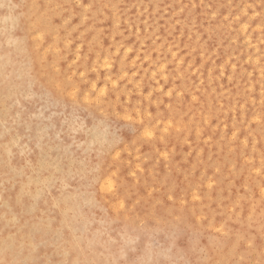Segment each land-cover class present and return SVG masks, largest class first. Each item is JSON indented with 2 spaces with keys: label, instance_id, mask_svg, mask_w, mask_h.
Segmentation results:
<instances>
[{
  "label": "rangeland",
  "instance_id": "1",
  "mask_svg": "<svg viewBox=\"0 0 264 264\" xmlns=\"http://www.w3.org/2000/svg\"><path fill=\"white\" fill-rule=\"evenodd\" d=\"M12 2L0 260L116 264L147 233L177 264H264V0H87V19L84 0ZM98 163L118 197L97 196Z\"/></svg>",
  "mask_w": 264,
  "mask_h": 264
},
{
  "label": "snow or ice",
  "instance_id": "2",
  "mask_svg": "<svg viewBox=\"0 0 264 264\" xmlns=\"http://www.w3.org/2000/svg\"><path fill=\"white\" fill-rule=\"evenodd\" d=\"M79 7L85 10L84 15L85 19H87V12L93 7V5H89L87 3V0H84V2L79 5ZM20 8L21 5L13 3L12 0H0V12L11 14L14 11H18ZM246 26L247 25H245V27ZM37 31H39V29ZM94 87L96 86L94 85ZM81 94V91H77L74 99L78 101ZM90 95H95V92L91 93ZM262 120H264V117H262ZM144 134L148 137L154 136V132L147 129L145 130ZM112 151H115V148L109 146V155ZM117 157L119 159H122L119 153H117ZM115 166L116 165L113 164L111 167L105 170L104 166L98 163L96 169H94L93 172L89 175L88 179L94 181L93 187L99 190L97 192V196H99L101 193H104L105 195H111L113 197L119 196L120 189L117 186L116 178L114 175H109V173L112 172V169ZM261 171H264V169H262ZM18 203L19 210L15 212V215L17 217H22L23 215L27 214V202L24 201L21 197L19 198ZM124 235L127 236V239L124 241V245L120 246L121 258L116 261V264H177V262L171 260L166 253L163 254L164 258H160L161 254H150V245L146 244V239L151 240V235L147 233L143 236L140 234L128 235L127 233H125ZM36 238L37 235L33 234V239L35 240ZM112 244L114 246H118L120 245V240L112 241ZM8 251L9 249L5 247L4 254L7 255ZM0 264H37V262L4 259L0 260ZM40 264H42V262H40Z\"/></svg>",
  "mask_w": 264,
  "mask_h": 264
},
{
  "label": "bare ground",
  "instance_id": "3",
  "mask_svg": "<svg viewBox=\"0 0 264 264\" xmlns=\"http://www.w3.org/2000/svg\"><path fill=\"white\" fill-rule=\"evenodd\" d=\"M243 11H244V9H243ZM242 28H243V27H242ZM242 30H243V29H242ZM242 32H243V31H242ZM11 36H12V35H11ZM247 36H248V35H247ZM7 39H8V38H7ZM244 39H245V38H244ZM140 40H141V39H140ZM247 40H248V39H247ZM13 41H14V40H13ZM6 42H7V41H6ZM250 43H251V42H250ZM250 43H249V44H250ZM249 44H248V45H249ZM4 45H5V44H4ZM248 45H247V47H248ZM252 46H253V45H252ZM254 48H255V47H254ZM256 48H257V47H256ZM172 52H174V51H172ZM169 53H170V52H169ZM253 59H254V58H253ZM254 60H255V59H254ZM107 61H108V60H107ZM105 62H106V60H105ZM104 64H105V63H104ZM255 64H256V63H255ZM254 66H255V65H254ZM159 67H160V65H159ZM163 67H164V66H163ZM157 68H158V66H157ZM230 68H231V67H230ZM120 69H122V68H120ZM260 69H261V68H260ZM125 72H126V71H125ZM125 72H124V73H125ZM250 73H251V71H250ZM122 74H123V72H122ZM151 75H152V74H151ZM162 75H163V74H161V76H162ZM161 76H160V77H161ZM183 78H184V77H183ZM154 79H155V78H154ZM163 79H164V78H163ZM155 81H156V79H155ZM218 82H219V81H218ZM30 83H31V82H30ZM260 85H261V84H260ZM183 86H184V84H183ZM159 87H160V86H159ZM13 88H14V87H13ZM185 89H186V88H185ZM192 100H193V99H192ZM145 114H146V113H145ZM147 114H148V113H147ZM256 116H257V115H256ZM256 116H255V117H256ZM259 117H260V116H259ZM257 118H258V117H257ZM71 119H72V118H71ZM257 121H258V120H257ZM100 132H101V131H100ZM102 132H103V131H102ZM103 133H104V132H103ZM198 133H199V132H198ZM14 134H15V133H14ZM38 134H39V133H38ZM97 134H98V133H97ZM104 134H105V133H104ZM39 135H40V134H39ZM40 136H41V135H40ZM99 136H100V135H99ZM97 137H98V136H97ZM102 137H103V136H102ZM105 137H106V136H105ZM105 137H104V138H105ZM252 138H253V137H252ZM101 139H102V138H101ZM101 139H100V140H101ZM101 141H103V140H101ZM7 148H8V147H7ZM4 150H6V149H4ZM39 152H40V151H39ZM41 152H42V151H41ZM40 154H41V153H40ZM38 156H40V155H38ZM7 159H8V158H7ZM93 167H94V166H93ZM9 168H11V167L9 166ZM33 168H34V167H33ZM259 168H260V167H259ZM30 175H31V174H29V176H30ZM207 184H208V183H207ZM67 185H68V184H67ZM263 190H264V189H263ZM82 193H83V192H82ZM195 196H196V195H195ZM195 196H194V197H195ZM69 205H71V204H69ZM76 210H77V208H76ZM74 211H75V210H74ZM79 211H80V210H79ZM79 211H78V213H79ZM85 220H86V219H85ZM11 221H12V220H11ZM29 237H30V236H29ZM30 242H31V241H30ZM4 244H5V243H4ZM33 246H34V245H33ZM199 248H200V247H199ZM0 254H1V253H0Z\"/></svg>",
  "mask_w": 264,
  "mask_h": 264
}]
</instances>
